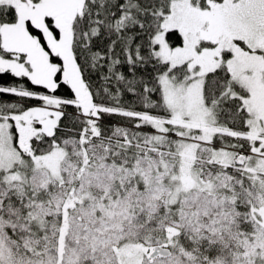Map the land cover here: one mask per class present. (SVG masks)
Segmentation results:
<instances>
[{"label":"snow or ice","instance_id":"1","mask_svg":"<svg viewBox=\"0 0 264 264\" xmlns=\"http://www.w3.org/2000/svg\"><path fill=\"white\" fill-rule=\"evenodd\" d=\"M9 74L0 264H264V0H0Z\"/></svg>","mask_w":264,"mask_h":264},{"label":"trees","instance_id":"2","mask_svg":"<svg viewBox=\"0 0 264 264\" xmlns=\"http://www.w3.org/2000/svg\"><path fill=\"white\" fill-rule=\"evenodd\" d=\"M12 80V77L10 76V74L9 75H7V76H4V78H3V81H0V82H9V81H11ZM70 111H71V109H69Z\"/></svg>","mask_w":264,"mask_h":264}]
</instances>
